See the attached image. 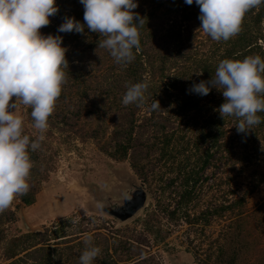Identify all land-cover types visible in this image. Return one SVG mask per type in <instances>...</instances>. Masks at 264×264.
I'll return each mask as SVG.
<instances>
[{"label":"trees","instance_id":"1","mask_svg":"<svg viewBox=\"0 0 264 264\" xmlns=\"http://www.w3.org/2000/svg\"><path fill=\"white\" fill-rule=\"evenodd\" d=\"M136 2L138 7L133 11L145 21L140 29V47L133 49L135 59L123 65L116 63L107 49L98 47L104 37L89 32L87 27L83 34L58 33L65 17L84 22V6L80 0H56L58 13L50 17V24L40 31L43 35L63 37V46L68 47L69 69L67 83L62 86L54 112L49 117L48 129H72L81 137L94 138L101 149L114 158L128 156L142 179L148 178L146 166L152 159L170 160L169 168H175L182 187L176 192V204L169 211L160 198L156 199V204L168 218L177 221L184 216L179 213L182 209L188 221L207 223L211 217L219 219L228 213L229 220L223 225L218 243L208 257L213 264H264V202L254 208L248 207L246 195L252 188L238 196L236 188L231 190V195L223 192L217 203H210L193 214L187 212L197 196L195 187L207 181L206 176L201 177V171L217 161L215 153L223 159V169L230 161H238L242 167L258 162L257 169L253 170L256 172L253 187L264 185V122L246 135L239 134L234 125L235 118L224 120L218 112L224 102L222 92L212 88L208 95L200 96L188 91L194 83L210 80L221 60H242L257 54L264 59V5L247 12L241 32L228 41H214L205 33L198 42L199 29H194L201 21L195 0L191 5L185 0ZM204 45L207 47L201 49ZM201 71L202 76L195 74ZM145 79L149 82L145 102L125 106L122 98L126 86ZM154 100L159 101L161 108L152 110ZM26 112L33 123L31 109ZM258 115L264 117V113ZM189 125L198 126L193 138L185 131ZM107 131L109 134L105 137ZM29 153L34 163L30 170V190L19 196L25 205L35 200V176L40 172L36 170L42 164L37 150L29 149ZM178 154H184V158L176 160ZM173 181L170 179L167 186ZM219 182L222 183V179ZM3 214L12 217L13 211L5 210ZM85 218L89 217L82 215L74 222L73 216H68L53 228L14 235L8 240L3 254L7 258L14 257L10 264H79V257L86 247L85 238L63 246H51L49 240L79 238L76 234L87 231L80 221ZM159 230L156 229L158 235ZM137 239L146 240L143 235ZM75 245L81 248L77 255L73 251ZM115 248L111 253L110 247H103L94 264H117ZM23 251V255H18ZM250 255L254 258L248 262ZM148 256L152 255L137 257L127 264H140L151 258Z\"/></svg>","mask_w":264,"mask_h":264},{"label":"clouds","instance_id":"2","mask_svg":"<svg viewBox=\"0 0 264 264\" xmlns=\"http://www.w3.org/2000/svg\"><path fill=\"white\" fill-rule=\"evenodd\" d=\"M84 22L65 17L58 33L89 32L104 37L98 47L109 51L118 64L135 59L133 49L140 47V29L144 18L133 10L136 0H80ZM191 5L193 0H185ZM199 6L200 29L214 41H228L242 30L245 14L264 5V0H195ZM59 11L56 0H0V213L7 210L18 196L30 190V170L34 166L29 149L36 151L49 128L62 86L67 83L69 62L67 46L60 35H43L41 29ZM202 76L203 71L196 72ZM122 103L142 104L149 87L147 79L126 86ZM222 92L224 102L218 112L225 120L234 117L239 134H247L264 122V59L249 55L242 60H221L210 80L194 83L188 90L206 96L211 89ZM14 98V99H13ZM24 106V111L21 110ZM31 109L32 127L39 135L30 140L24 134V113ZM152 110L161 108L158 100ZM103 200L95 208H106ZM87 209H85V212ZM75 222V221H74ZM79 264H94L102 249L93 243L91 233Z\"/></svg>","mask_w":264,"mask_h":264},{"label":"rangeland","instance_id":"3","mask_svg":"<svg viewBox=\"0 0 264 264\" xmlns=\"http://www.w3.org/2000/svg\"><path fill=\"white\" fill-rule=\"evenodd\" d=\"M196 29H199L196 37L199 42L205 33L199 27L194 30ZM206 47L204 45L201 49ZM21 110L24 111L23 105ZM24 115V134H28L30 140H34L39 132L32 127L33 123L28 119L27 112ZM185 129L187 136L193 138L198 126L189 125ZM108 134L107 131L105 137ZM79 135L72 129L60 130L56 127L44 133L45 138L37 149L42 164L36 170L40 172L35 176L37 178L34 202L25 205L18 196L7 209L13 211L12 217L0 213V264H10L9 261L14 258H7L3 254L8 240L27 230L22 224L21 212L32 231L53 228L68 216H73L75 222L82 215L88 216L89 218L80 220L87 231L76 234L79 238L71 241L66 240L73 236L66 239L56 238L59 240L51 238L49 244L63 246L77 239H84L91 233L93 242H99L97 246L101 249L110 247L109 252L112 253L113 247H116L114 255L117 264L131 263L137 257L145 255L152 256H148L151 258L140 264L214 263L208 254L218 243L219 233L229 220L228 213L219 219L211 217L207 223H202L188 221L181 209L179 213L184 216L177 221L169 219L161 206L156 204V199L160 198L168 211L176 204V192L182 187V182L181 177H177L175 168H169L170 160L152 159V163L146 166L148 178L142 179L131 166L128 156L114 158L102 150L94 138ZM214 156L217 161L208 164L201 171V177L206 176L207 181L195 187L197 196L187 212L193 214L192 212H198L210 203H217L222 197L221 193L229 192L231 195L230 192L234 188L236 196L252 188L246 195V204L249 208L264 202V185L253 187L256 175L253 170L257 169L258 162L242 167L238 161H230L223 169V159L220 160L217 153ZM180 158L183 159L184 154H178L176 160ZM172 178L174 181L167 186ZM133 179L144 183L148 194L145 205L134 216L120 222L110 214L91 210L93 195L95 198L107 194L118 197ZM221 179L222 183L219 182ZM147 225L151 227L146 228ZM156 229H160L159 235ZM142 235L146 240L137 239V236ZM80 249L75 245L73 251L77 255ZM137 252L139 254H136ZM23 253L24 251L18 255ZM130 253L133 255L130 256ZM127 256L129 257L126 258ZM248 257L250 259L247 258V261L250 262L254 255Z\"/></svg>","mask_w":264,"mask_h":264},{"label":"water","instance_id":"4","mask_svg":"<svg viewBox=\"0 0 264 264\" xmlns=\"http://www.w3.org/2000/svg\"><path fill=\"white\" fill-rule=\"evenodd\" d=\"M147 197L148 194L144 183H139L133 179L130 185L118 197L107 194L95 198L93 195L90 207L91 210L110 214L121 222L134 216L145 205ZM98 200H103L107 205L103 211L95 208V202ZM20 217L24 228L27 229L25 232L32 231L22 212L20 213Z\"/></svg>","mask_w":264,"mask_h":264}]
</instances>
